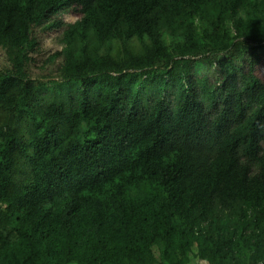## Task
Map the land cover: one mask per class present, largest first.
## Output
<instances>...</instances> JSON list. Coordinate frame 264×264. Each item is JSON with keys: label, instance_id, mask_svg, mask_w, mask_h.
I'll return each instance as SVG.
<instances>
[{"label": "trees", "instance_id": "trees-1", "mask_svg": "<svg viewBox=\"0 0 264 264\" xmlns=\"http://www.w3.org/2000/svg\"><path fill=\"white\" fill-rule=\"evenodd\" d=\"M2 49L0 264H264V0H0Z\"/></svg>", "mask_w": 264, "mask_h": 264}, {"label": "rangeland", "instance_id": "rangeland-1", "mask_svg": "<svg viewBox=\"0 0 264 264\" xmlns=\"http://www.w3.org/2000/svg\"><path fill=\"white\" fill-rule=\"evenodd\" d=\"M79 16H80L79 13L73 12V13L64 14L62 18L67 22H74L76 19L79 18ZM61 30L62 29L41 32L40 34L41 46L40 49L35 54V58L37 59L38 64H42V62L46 60L51 54L55 53L57 50H61L62 44L60 41L56 39V37L60 34ZM61 60L62 57H59L54 62L47 63L46 66H43L44 68L39 66H35V67L33 66L34 76L39 77L42 76L41 74H48V73H51V76H56L55 69ZM8 64H9V59L6 55V51L2 49L0 50V66L1 68H3ZM256 73L264 80V65L258 67ZM211 78L213 79L212 76Z\"/></svg>", "mask_w": 264, "mask_h": 264}]
</instances>
